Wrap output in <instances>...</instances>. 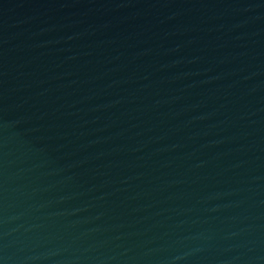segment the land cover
Masks as SVG:
<instances>
[{"label":"water","instance_id":"95a60500","mask_svg":"<svg viewBox=\"0 0 264 264\" xmlns=\"http://www.w3.org/2000/svg\"><path fill=\"white\" fill-rule=\"evenodd\" d=\"M0 264H264V0H0Z\"/></svg>","mask_w":264,"mask_h":264}]
</instances>
